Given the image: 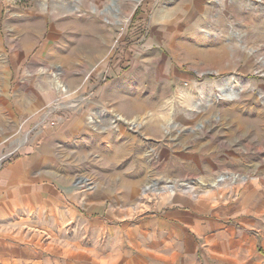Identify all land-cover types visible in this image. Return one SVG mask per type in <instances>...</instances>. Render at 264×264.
I'll list each match as a JSON object with an SVG mask.
<instances>
[{"label":"rangeland","instance_id":"rangeland-1","mask_svg":"<svg viewBox=\"0 0 264 264\" xmlns=\"http://www.w3.org/2000/svg\"><path fill=\"white\" fill-rule=\"evenodd\" d=\"M146 1L0 0V158L25 139L23 122L58 123L49 181L68 182L61 191L107 187L112 211L134 223L178 194L235 202L233 226L196 239L203 264H264V0H175L170 26L155 20L164 0L138 18ZM49 196L13 214L8 242H53L67 222L56 210L71 223L62 238L83 242L80 221ZM7 254L0 264L31 261Z\"/></svg>","mask_w":264,"mask_h":264},{"label":"crops","instance_id":"crops-1","mask_svg":"<svg viewBox=\"0 0 264 264\" xmlns=\"http://www.w3.org/2000/svg\"><path fill=\"white\" fill-rule=\"evenodd\" d=\"M155 1L161 0H154L152 3L146 1L140 8L138 18L141 16L145 19L147 7L153 6ZM164 1L162 16L159 17L163 20H155L157 24L160 22L164 26H170V8L175 0ZM178 6L181 9V5ZM137 10L139 11V8ZM154 14L149 19L150 22H153ZM45 123L42 120L34 122V119L23 122L19 128L20 134H25L29 143L20 149L14 161L3 163L0 167V247L7 251L8 259L12 257L11 250L17 249L20 257L22 253H26L31 258L26 264H203L204 249L197 244L196 239L203 235L204 231L209 233L221 230L226 228L228 223L233 226L237 220L234 218L235 202L227 203L228 207L225 208L217 201L206 205L202 199L178 194L163 200L166 207L154 205L156 214L134 223L130 221L131 215L125 207H117L112 211L107 187L84 192L78 197L76 191L71 194L61 191V188L68 186V182L55 185L50 183L49 179L54 166V152L62 142L66 130L63 127L58 129V123ZM13 126L15 127L13 124L10 129L13 130ZM70 130L73 135L83 132V129H77L75 126ZM2 153L0 149V156ZM105 159L107 160V157ZM260 181L264 183L263 179ZM137 182L141 184L140 180ZM106 184L105 182L103 185ZM250 186L252 183L248 187L251 189V198L253 189L256 188ZM255 192L257 193L256 190ZM49 195L56 198V202L67 209L66 212L80 221L79 226L83 228L80 236L83 242L62 238L64 232H69L71 223L60 210H56L58 219L67 222L63 227L59 226L56 231H52L53 239L55 238L53 242L47 245L13 246L6 240H11L12 237L9 230L12 227L13 214L34 206L33 203L45 209L47 205H44V201ZM260 196L262 197L261 194ZM232 210L234 216L230 214ZM52 211L54 212L53 209ZM205 211L213 212V217L205 218ZM111 219L120 221L119 227L110 229L107 224ZM65 226H68L67 229ZM109 229L115 234L110 244ZM93 237L99 242L92 243ZM23 241L28 244L25 239ZM5 257L3 255V259ZM13 260L15 261L14 258ZM211 261H214V257H211ZM20 264H23L22 260Z\"/></svg>","mask_w":264,"mask_h":264},{"label":"built area","instance_id":"built-area-1","mask_svg":"<svg viewBox=\"0 0 264 264\" xmlns=\"http://www.w3.org/2000/svg\"><path fill=\"white\" fill-rule=\"evenodd\" d=\"M51 125H55V122H51ZM28 141H29L28 137L25 136V139L18 144L17 148L15 149V151L12 154L10 153L8 155H5V156L1 157L0 158V167L5 162V160H7L8 157L13 156L15 154H18L20 149L23 148L25 145H27L29 143Z\"/></svg>","mask_w":264,"mask_h":264},{"label":"bare ground","instance_id":"bare-ground-1","mask_svg":"<svg viewBox=\"0 0 264 264\" xmlns=\"http://www.w3.org/2000/svg\"><path fill=\"white\" fill-rule=\"evenodd\" d=\"M26 99H27V98H26ZM26 99H25V100H26ZM27 100H28V99H27ZM27 100H26V101H27ZM22 103H23V102H22Z\"/></svg>","mask_w":264,"mask_h":264}]
</instances>
